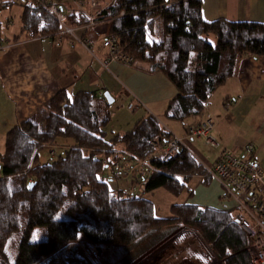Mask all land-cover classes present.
Listing matches in <instances>:
<instances>
[{
	"label": "trees",
	"instance_id": "16d2710c",
	"mask_svg": "<svg viewBox=\"0 0 264 264\" xmlns=\"http://www.w3.org/2000/svg\"><path fill=\"white\" fill-rule=\"evenodd\" d=\"M104 1L97 18L107 23L105 32L114 36L117 51L131 58L130 65L144 61V70L161 72L174 84L176 93L164 115L183 126L186 118L204 111L212 92L235 74L242 57L264 55L263 22L205 20L200 0ZM22 5L20 33L54 39L60 29L54 17L31 0ZM86 22L82 14L69 11L68 24ZM103 48L108 60L109 50ZM109 105L98 88L70 93L63 87L5 133L0 264H80L82 244L93 249V257L94 248L124 250L148 237L153 243L179 226L194 229L222 264H252L246 235L231 208L182 202L170 205L167 218L154 215L144 193L163 188L178 196L191 178L202 175L200 182L206 184L211 179L187 149L180 148L169 161L147 159L144 168L150 172L142 174L137 193L104 180L102 171L112 159L123 152L144 159L153 140L169 135L152 113L122 132L108 133ZM45 146L52 158L41 161L38 152Z\"/></svg>",
	"mask_w": 264,
	"mask_h": 264
},
{
	"label": "crops",
	"instance_id": "0c3cea01",
	"mask_svg": "<svg viewBox=\"0 0 264 264\" xmlns=\"http://www.w3.org/2000/svg\"><path fill=\"white\" fill-rule=\"evenodd\" d=\"M200 9L203 19L208 21L223 18L264 23V0H200ZM86 34L94 40L97 37L93 29ZM101 54L95 56L100 66L96 72L93 59L88 56L92 57L93 51L69 44L66 36L60 42L46 36L25 38L22 33L0 37V150L5 133L63 87L70 93L88 88H98L100 92L120 88L152 111H165L176 88L164 74L116 59L107 60L104 48ZM111 86L114 88L108 90ZM202 116L213 119V134L220 149L225 147L240 153L244 145L252 143L253 158L264 165V55L242 57L235 74L212 92L204 111L186 118L184 126ZM178 123L180 133L166 128L183 136L185 128ZM188 139L197 152L207 159L215 158L218 149L207 148L202 138ZM144 196L152 202L157 217H164L171 204L182 202L234 208L232 200L223 198L216 179L202 185L193 177L178 196L163 188L146 192ZM222 198L226 205L221 204Z\"/></svg>",
	"mask_w": 264,
	"mask_h": 264
},
{
	"label": "built area",
	"instance_id": "2783aa9c",
	"mask_svg": "<svg viewBox=\"0 0 264 264\" xmlns=\"http://www.w3.org/2000/svg\"><path fill=\"white\" fill-rule=\"evenodd\" d=\"M31 1L46 9L60 26L54 33V39L51 35H45L46 37L60 42L63 36H66L69 44L82 46L91 52L94 39L86 34V30L90 28L103 35L101 44L109 50L108 60L116 59L125 64L130 63L129 56L117 51L114 36L105 32L107 23L97 18L99 12L107 5L104 0ZM71 10L85 16L87 22L68 24L67 18ZM166 130L169 132L168 137L153 140L152 150L144 159H132L125 152L112 159L111 166L102 171L104 180L119 190L137 193L141 188L142 174L148 175L150 172L144 168L147 159L159 157L163 161H169L180 148L187 149L201 164L204 174L220 183L223 198L233 201L232 211L239 217L238 224L246 235L251 263L264 264V165L253 158V144L244 145L240 153L225 147L220 149L219 140L213 134L214 121L209 116L199 117L194 124L186 125L183 136L176 135L168 128ZM188 137L202 138L205 145L218 149L215 158L210 160L197 152ZM50 153L54 154V150ZM195 177L200 180L203 176Z\"/></svg>",
	"mask_w": 264,
	"mask_h": 264
},
{
	"label": "rangeland",
	"instance_id": "374dc122",
	"mask_svg": "<svg viewBox=\"0 0 264 264\" xmlns=\"http://www.w3.org/2000/svg\"><path fill=\"white\" fill-rule=\"evenodd\" d=\"M25 2H29V0H25ZM22 10V0H0L1 38L5 35L20 33ZM90 30L91 29L88 28L86 32L89 33ZM102 38L103 35L98 33L92 49L93 56L91 57L88 55L89 58L93 59L96 72H99L100 66L95 56L101 57L102 55ZM133 64V66L140 68H145L147 66L146 62L138 60ZM113 88L114 87L111 86L108 90ZM110 94L113 100L109 103L110 119L105 127L108 133L122 132L130 128L137 119L148 112H152V114L160 120L164 128L167 126L174 129L175 132L180 133L179 121L167 118L164 112L159 110H156L157 112L154 110L152 111L147 106L140 104L133 96L124 91H120V88H115V90L110 91ZM48 151L47 146L39 150L38 155L41 161L52 158L49 156ZM201 184L205 185L206 183ZM221 204H225L223 198ZM166 209V213L163 214L165 215L164 218L170 216V208ZM78 237L82 242L86 240L81 233ZM152 239L148 237L147 240L139 241L137 245L126 246L124 250H121L120 247L113 246L97 247L94 248L96 252L93 257L91 253L93 249L82 244L79 246L77 254L82 258L80 264H93L90 263V259H92V261L95 260L94 264H145V262L154 255L157 257L155 262L151 264H222L212 252L210 245L207 244L194 229L189 227H172L171 232L165 237L155 240L153 243ZM85 256H88L90 259ZM121 259L123 260L121 261Z\"/></svg>",
	"mask_w": 264,
	"mask_h": 264
},
{
	"label": "water",
	"instance_id": "95a60500",
	"mask_svg": "<svg viewBox=\"0 0 264 264\" xmlns=\"http://www.w3.org/2000/svg\"><path fill=\"white\" fill-rule=\"evenodd\" d=\"M103 96L107 99V102L110 103L113 100V97L111 96V94L109 93V91H104L103 92ZM33 185V182H31L29 184V186L31 187Z\"/></svg>",
	"mask_w": 264,
	"mask_h": 264
},
{
	"label": "flooded vegetation",
	"instance_id": "af4514ba",
	"mask_svg": "<svg viewBox=\"0 0 264 264\" xmlns=\"http://www.w3.org/2000/svg\"><path fill=\"white\" fill-rule=\"evenodd\" d=\"M157 256H152L147 262H145V264H151L152 262H155Z\"/></svg>",
	"mask_w": 264,
	"mask_h": 264
},
{
	"label": "snow or ice",
	"instance_id": "6c2138e0",
	"mask_svg": "<svg viewBox=\"0 0 264 264\" xmlns=\"http://www.w3.org/2000/svg\"><path fill=\"white\" fill-rule=\"evenodd\" d=\"M35 238V237H34Z\"/></svg>",
	"mask_w": 264,
	"mask_h": 264
}]
</instances>
